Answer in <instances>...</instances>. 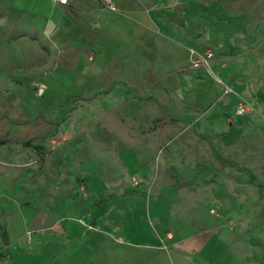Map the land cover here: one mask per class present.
<instances>
[{
	"label": "rangeland",
	"instance_id": "1",
	"mask_svg": "<svg viewBox=\"0 0 264 264\" xmlns=\"http://www.w3.org/2000/svg\"><path fill=\"white\" fill-rule=\"evenodd\" d=\"M258 8L264 15V0ZM2 30L0 25V36ZM3 41L0 37V81L4 73L17 77L8 85L0 82V126L11 140L8 154L0 157L7 162L8 180L0 183V264H264V37L231 57L234 86L217 76L229 84V108L248 106L234 128L215 133L204 124L190 128L182 123L171 134L183 144L178 158L198 164L178 166L176 176L169 166L168 177L179 189L210 193L204 220L196 208L173 214L174 201L194 205L204 198L178 199L174 185L160 191L157 172L147 180L134 172L127 181L113 182L119 192L110 190L100 169L108 174L119 170L112 149L99 161L93 155L97 149L88 150L85 177L79 150H71L83 141L77 130L84 88L78 67L59 64L51 75L31 78L38 72L33 62L42 57L28 49L19 52L26 45ZM205 76L209 86L200 90H206L203 97L209 102L221 83L212 74ZM39 85H45L44 94L38 93ZM95 129L107 144L120 147L113 135ZM130 151L121 154L131 156ZM3 187L13 192L5 195ZM183 217L186 225L179 224ZM202 220L216 225H198ZM95 225L124 238L114 246L119 256L111 257L106 241L102 247L94 244L96 234L88 229ZM198 233L206 241L197 250L179 244Z\"/></svg>",
	"mask_w": 264,
	"mask_h": 264
},
{
	"label": "crops",
	"instance_id": "2",
	"mask_svg": "<svg viewBox=\"0 0 264 264\" xmlns=\"http://www.w3.org/2000/svg\"><path fill=\"white\" fill-rule=\"evenodd\" d=\"M113 1L117 10L107 8L103 0H70L68 4L54 0H0V25L4 28L0 37L5 44L26 45L19 50L22 54L28 49L29 54L42 57L33 62L34 71L38 72L31 74V78L49 76L59 64L78 67V82L84 88L77 130L83 141L77 147L72 145L71 150H79L85 177L89 176L88 150L97 149L93 155L99 161L98 157L112 149L117 158L115 169L119 170L108 174L100 169L110 190L119 192L113 182L129 180L134 172L145 180L157 172L161 177L158 183L162 182L160 191L174 185L178 199L204 198L194 205L191 201H174L173 214L196 208L205 216L204 220L210 193L179 189L168 177L169 166L174 167L172 175L176 176L178 166L198 164L194 159L185 162L178 158L183 144L178 141L180 136L171 138V134L182 123L190 128L204 124L206 130L215 133H228L234 128V120L242 115L235 106L229 108L232 97L225 93L226 86H234L231 57L244 52L248 45H258L264 37V15L258 8L262 0ZM207 48L216 53L211 68L193 67L191 50L203 52ZM20 65L22 70L27 67ZM206 74H212L221 83L209 102L203 97L206 90H200L209 86ZM217 76L226 78L229 84ZM16 77L4 73L0 82L8 85ZM216 102L222 103L223 108L217 109ZM97 127L102 133L113 135L120 147L117 143L107 144L95 132ZM9 141L8 129L0 126V157L8 154ZM124 149L132 150L131 156H122ZM6 164L0 158V183L7 180ZM158 166L159 170L155 168ZM2 191L5 195L13 192L6 187ZM183 219L180 225L188 221ZM203 220L198 225H216ZM88 231L96 234L91 239L97 247L106 241L111 246V257L119 256V249L114 254L115 247L124 238H115L98 225ZM170 235L171 239L176 238L172 233L167 237ZM205 236L198 233L178 242L197 250L205 243Z\"/></svg>",
	"mask_w": 264,
	"mask_h": 264
},
{
	"label": "built area",
	"instance_id": "3",
	"mask_svg": "<svg viewBox=\"0 0 264 264\" xmlns=\"http://www.w3.org/2000/svg\"><path fill=\"white\" fill-rule=\"evenodd\" d=\"M54 1L59 2L61 4H68L70 2V0H54ZM103 2L105 3L106 7L109 9L112 10L118 9L117 5L114 3L113 0H103ZM215 55L216 53L212 48H207L203 52L197 49H192L191 50L192 66L197 68L207 67L210 69L212 66L213 59L215 58ZM219 80L222 81L221 79ZM37 90L39 94H44L46 87L45 85H39ZM229 91H232V89L228 88V92ZM247 110H248L247 104L241 103L237 108V113L243 115L246 114Z\"/></svg>",
	"mask_w": 264,
	"mask_h": 264
}]
</instances>
